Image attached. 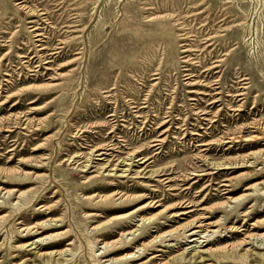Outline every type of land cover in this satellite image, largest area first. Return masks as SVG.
Returning a JSON list of instances; mask_svg holds the SVG:
<instances>
[{
    "label": "rangeland",
    "instance_id": "rangeland-1",
    "mask_svg": "<svg viewBox=\"0 0 264 264\" xmlns=\"http://www.w3.org/2000/svg\"><path fill=\"white\" fill-rule=\"evenodd\" d=\"M0 264H264V0H0Z\"/></svg>",
    "mask_w": 264,
    "mask_h": 264
},
{
    "label": "bare ground",
    "instance_id": "bare-ground-1",
    "mask_svg": "<svg viewBox=\"0 0 264 264\" xmlns=\"http://www.w3.org/2000/svg\"><path fill=\"white\" fill-rule=\"evenodd\" d=\"M56 78V77H55ZM214 106V105H213ZM211 121V120H210ZM196 182H194L193 184H195ZM226 189V188H225ZM224 193V192H223ZM154 198V197H153ZM156 199V198H155ZM202 202H204L202 200ZM158 206H161V205H158ZM157 206V207H158ZM145 208H149V207H143V208H139L137 211H135L134 213H140L142 212ZM193 211L192 210H187V211H184V212H180V213H177V214H174L173 216L175 217H179V216H188L189 214H192ZM162 213L158 214V215H155L154 217L150 218V219H147V221L149 220L150 221H153L157 218H159V216L161 215ZM121 219V218H120ZM208 219V217L206 215H203L200 219L198 220H194L190 223V225H188V228L190 227H193L192 231L189 232V236L192 238L193 236H198L199 239H206L208 240V234L207 233H210V229L215 227L216 224H212V223H206L205 221ZM119 220V219H118ZM144 220V219H143ZM187 228V227H186ZM214 233V232H212ZM202 235H206L205 237H202ZM28 238V237H27ZM194 238V237H193ZM199 239L195 240V241H192V242H196V243H201L199 241ZM115 243H118V242H114L113 244H111L110 246L112 245H115ZM204 243V242H203ZM202 243V244H203ZM150 244V243H149Z\"/></svg>",
    "mask_w": 264,
    "mask_h": 264
}]
</instances>
